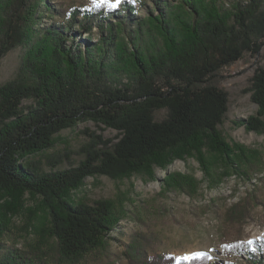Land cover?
<instances>
[{
  "label": "trees",
  "instance_id": "16d2710c",
  "mask_svg": "<svg viewBox=\"0 0 264 264\" xmlns=\"http://www.w3.org/2000/svg\"><path fill=\"white\" fill-rule=\"evenodd\" d=\"M43 17L52 21L43 24ZM260 39L264 0L239 2L229 12L217 0H100L70 9L48 0H0V58L25 48L18 76L0 84V191L11 199L37 196L53 239L0 244V264L102 261L120 216L109 199L71 201L87 176L166 169L168 161L190 155L213 186L220 179L216 163L247 177L258 172L261 153L225 141L219 131L228 93L218 76L246 52L257 53ZM247 90L256 111L236 123L264 131V68L254 71ZM23 100L31 103L22 106ZM162 109L165 116L155 119ZM86 120L116 130V141L93 135L83 158L61 170L44 171L31 160L59 131ZM177 175L168 174L166 185L195 194L193 179ZM258 205H264L259 193L247 191L225 210L224 221L242 224ZM6 215L0 210V232ZM157 244L155 231L135 232L122 255L127 264H209L203 251L176 256ZM243 244L237 236L230 254H241Z\"/></svg>",
  "mask_w": 264,
  "mask_h": 264
},
{
  "label": "rangeland",
  "instance_id": "374dc122",
  "mask_svg": "<svg viewBox=\"0 0 264 264\" xmlns=\"http://www.w3.org/2000/svg\"><path fill=\"white\" fill-rule=\"evenodd\" d=\"M58 8L70 9L100 0H48ZM116 3V0H106ZM247 0H217L219 8L229 12L239 2ZM120 2V0H119ZM52 19L43 17V24ZM72 29H79L74 23ZM93 39H97L93 29ZM87 33L81 31V38ZM257 53L246 52L243 57L222 68L218 84L228 93V108L219 131L225 141L240 143L259 151L263 158L261 169L250 177L235 174L230 169L213 166L220 179L214 186L205 178L194 155L167 162L166 169L155 166L152 171L135 172L118 178L92 175L84 178L69 196L71 201L92 202L105 198L117 208L119 219L110 232L99 264H127L122 255L132 233L153 230L157 233L159 251L186 256L203 251L209 264H264V205H258L252 218L242 224H228L224 212L247 191L254 190L264 201V131L248 130L237 124L238 119L255 114L256 105L251 101L250 78L259 67L264 68V39ZM25 48L18 45L0 58V84L18 76ZM30 100H23L27 106ZM165 110L155 112V119L165 116ZM103 128V129H102ZM93 135L116 141L117 131L100 127L90 120L59 131L51 147L31 156V160L44 171H55L76 165L82 158L81 148L92 140ZM214 162L215 159L211 158ZM168 174L178 177L184 174L196 183V193L189 194L174 186H167ZM249 178V179H248ZM0 210L7 215L0 232L3 246L23 247L32 240H50L47 212L39 198L25 193L19 199H11L0 191ZM239 236L244 244L239 255L230 254L232 240ZM88 264H98L91 261Z\"/></svg>",
  "mask_w": 264,
  "mask_h": 264
},
{
  "label": "snow or ice",
  "instance_id": "6c2138e0",
  "mask_svg": "<svg viewBox=\"0 0 264 264\" xmlns=\"http://www.w3.org/2000/svg\"><path fill=\"white\" fill-rule=\"evenodd\" d=\"M118 3H119V0H116V4H118ZM110 6H113L114 7L115 5H110Z\"/></svg>",
  "mask_w": 264,
  "mask_h": 264
}]
</instances>
